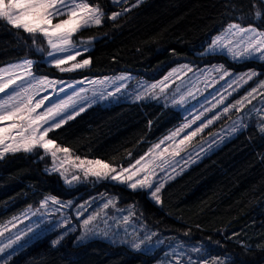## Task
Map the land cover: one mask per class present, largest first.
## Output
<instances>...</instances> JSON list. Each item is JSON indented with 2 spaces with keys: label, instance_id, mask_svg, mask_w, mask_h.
I'll use <instances>...</instances> for the list:
<instances>
[{
  "label": "trees",
  "instance_id": "obj_1",
  "mask_svg": "<svg viewBox=\"0 0 264 264\" xmlns=\"http://www.w3.org/2000/svg\"><path fill=\"white\" fill-rule=\"evenodd\" d=\"M98 3L105 15L101 25L82 29L74 37L92 39L81 53L90 64L66 76L109 74L129 70L158 80L183 61H211L215 55L200 54L214 34L231 22L264 29V10L259 0H136ZM255 5V7H253ZM130 11L111 20L112 12ZM0 20V65L19 58L34 60V70L58 69L37 51L45 44ZM255 64L254 61L249 62ZM264 66V61H261ZM175 104L154 98L117 99L87 107L75 119L49 133L72 154L97 157L114 165H128L154 142L184 120ZM264 128L251 119L215 149L167 180L157 204L144 190L105 181L82 187L86 193L102 186L136 211L158 235H170L200 246L199 257L213 264H264ZM51 157L42 149L19 151L0 157V221L38 204L47 194L70 196L56 171H49ZM133 248L93 237L76 243L74 234L53 246L41 238L16 252L6 264H152L160 249ZM4 264V262L2 263Z\"/></svg>",
  "mask_w": 264,
  "mask_h": 264
},
{
  "label": "rangeland",
  "instance_id": "obj_2",
  "mask_svg": "<svg viewBox=\"0 0 264 264\" xmlns=\"http://www.w3.org/2000/svg\"><path fill=\"white\" fill-rule=\"evenodd\" d=\"M88 2L94 6L98 5L100 7L98 3L91 2L90 0H88ZM64 18L65 17H59V19ZM57 22V19H53L52 21L53 24ZM230 24H238L242 27L251 25L258 31H264V29L256 25H244L236 21L231 22L214 34L205 49L199 51V53L209 57L208 48L211 42L218 37H227L226 30ZM72 41L78 49H89L92 46L91 43H81V41H88L87 39L75 38L73 36ZM223 42L227 44L228 40L224 39ZM40 49H43L44 56L48 59V62L53 64L51 59L47 56L50 49L46 41L43 46H40ZM215 54L218 58H214L211 61L202 63L199 61L179 62L173 65L164 77L158 80L129 70L76 77L71 75L66 76L59 69L55 73L39 72L34 70V60L30 58H19L8 61L0 65V69L20 65L25 60H32L33 64L30 71L36 78L48 77L50 80L62 82L58 83L56 87H63L65 91L59 94L53 93L50 99L54 102L66 99L74 90L79 91L80 88H83L84 92L81 93V95L87 97L90 102L86 104V108L98 102L137 98V96L141 94L145 98H154L161 102L175 104L177 107L181 108L185 117L182 123L152 142L148 150L141 155L145 156L146 161L152 160L154 157H158L159 154L163 152L164 148L169 149V152L164 154L163 159L168 160L170 166L166 167L164 172L156 168L155 175L151 177L154 183L162 182L165 184L167 180L171 179L169 177H174L183 170V168L197 161L206 152L215 149L225 138L232 136L236 132L232 131L234 124L239 129L251 119H255L264 127V119H262V117H264V105L261 103V101H264V96L254 94L256 95V99L252 100L251 104L245 102L242 111L237 112L234 108H230L227 114L221 115L219 119L214 120L213 123L204 128L203 132L192 138L184 150L180 152L179 156L173 157L170 155L175 144L178 143L184 135L193 131L202 123H206L215 114L221 113L223 107L226 105L236 104V101L247 96L248 92L253 88H257L259 93H264V88L259 87L260 83L264 81V66L261 65V61H234L230 56L222 52L212 53V55ZM83 59H89V57L80 58L79 55L76 57L75 61L69 62L65 67H69L72 63L81 62ZM252 61H254L255 64L249 63ZM220 66H223L222 70L213 71L214 68H220ZM15 70L17 74H24L23 68H16ZM224 71H227L230 75L224 76L223 79H221ZM249 71H255L258 75L248 80L247 76L244 74ZM241 76H243V79H240ZM121 77L124 79H120ZM245 81L247 82L245 83ZM70 84L73 85V88L67 87V85ZM152 85H155V88H152ZM25 86H27L26 82ZM117 87L120 88L119 92L115 91ZM51 92L52 89L49 88L47 92H41V95H46ZM109 92L115 94L108 95ZM229 93H231V95H229ZM221 97H226L224 104H220L213 108L212 106L216 104ZM39 98V96L36 97V99ZM45 103L47 104V101ZM206 109H211V111H206ZM40 111H43V109H40ZM197 116H199L200 119L196 120L195 118ZM193 120H195V123H192ZM190 123V128H184V125ZM157 144L160 145L159 149L155 148ZM77 156L87 160H101L116 167L118 171L121 167L127 168L135 162L134 160L128 165H114L101 158L84 157L78 154H72L70 151L67 158L68 162L61 166L59 162L64 160L65 156L63 153H58L56 164V167L60 169L58 173H64L63 175L60 174V176L68 187L75 190L74 193L67 197L57 194H47L38 204L28 206L5 220L0 221V232L3 233V235L0 236V241L7 244L9 242V237H11L14 241L13 248L18 252L28 244L45 237H49L51 242L59 240V243L71 234H74L76 243L86 242L93 237H102L115 243H127L133 248H137V244L140 245L139 248L147 250L157 249L163 246L159 251L161 256L152 264H177V259H179L180 264H213L209 260L200 259V246L198 244L184 242L183 240L176 239L166 234L158 235L154 228L147 224V222L143 220V217L136 211L134 201H122V203H120V197L116 193L108 190L106 186H102L99 190L94 188L93 191L86 193V189L82 187L84 183H87L89 187H97L96 185L98 182L105 181V183L112 188L110 184L117 181H112L110 179L97 180L91 176L85 177L83 172L79 171L75 163H73ZM156 163L160 164L162 160L157 159ZM52 168L53 162L51 158V164L47 170L51 171ZM173 168L175 171H173ZM73 175L77 176L78 179L72 180ZM142 177L143 174H141L140 178ZM68 181H71V183H68ZM144 190L150 195L149 189ZM160 193H158L159 196ZM45 201L47 202L45 203ZM108 201H111V204L105 208L104 205ZM89 217H94V219L86 226L84 220ZM125 217H127V221H125ZM13 225H15V227H13ZM17 234L21 236L19 241L15 240ZM6 251H11V249ZM2 263L3 262H0V264Z\"/></svg>",
  "mask_w": 264,
  "mask_h": 264
},
{
  "label": "snow or ice",
  "instance_id": "obj_3",
  "mask_svg": "<svg viewBox=\"0 0 264 264\" xmlns=\"http://www.w3.org/2000/svg\"><path fill=\"white\" fill-rule=\"evenodd\" d=\"M142 2L143 0H136L132 7H137ZM113 3L123 4L126 3V0H113ZM259 3L264 4V0H259ZM128 11H130V8H124L122 12H112L108 18L116 20L117 17L124 15ZM104 15L105 13L98 5L94 6L88 0H0V20L13 28L28 33L32 37L33 44L37 42V35L42 37L50 49L47 56L61 72L75 71L90 64L89 59H83L81 62L72 63L69 67H65L69 62L75 61L76 57L81 55L82 52L88 50L87 48H76L72 37L82 29L93 25H101ZM255 15L257 17L264 16V10L256 11ZM59 17L65 18L59 19ZM53 19H57L58 22L53 24ZM226 32L227 37H218L211 42L208 48L209 54L222 52L230 56L234 61H264V31H258L251 25L242 27L238 24H230ZM92 39L95 38H91L86 42L81 41V43L90 44ZM224 39L228 40L227 44L223 42ZM37 51L43 52V49H37ZM32 64V60H25L20 65L0 69V157H3L6 153L32 152L39 148L45 154L51 156L53 162L51 171L59 172L60 169L56 167L57 154L63 153L65 156V159L59 162L62 166L68 162L67 158L70 154V149L61 147L55 140L50 139L49 133L61 128L68 121L79 116L86 110V104L90 102L87 97L81 95L84 92L83 88H80L79 91L74 90L66 99L54 102L50 99V96L53 93L59 94L65 91L63 87H56L58 83L62 82L50 80L48 77L36 78L30 71ZM16 68H23L24 74H17ZM222 68L223 66H220V68H214L213 71H220ZM228 75L230 73L224 71L221 79ZM244 75L247 76L248 80H251L258 73L249 71ZM120 79L124 78L121 77ZM240 79H243V76ZM25 82L27 86H25ZM67 87L73 88V85L70 84ZM259 87L264 88V81L260 83ZM49 88L52 89L51 93L41 95V92H47ZM152 88H155V85H152ZM115 91L119 92L120 88L117 87ZM114 94L113 92L108 93V95ZM254 94L264 96V93H259L257 88H253L248 92L247 96L236 101V104L226 105L221 113L215 114L206 123H202L193 131L184 135L175 144L170 155L173 157L179 156L192 138L203 132L204 128L213 123L214 120L219 119L221 115L227 114L230 108H234L237 112L242 111L245 102L251 104L252 100L256 99ZM37 96L40 98L36 99ZM144 98L142 94L137 96V99ZM225 99L226 97H221L212 107L215 108L220 104H224ZM46 101L47 104L45 103ZM261 103L264 105V101H261ZM40 109H43V111H40ZM206 111H211V109H206ZM195 119L198 120L200 117L197 116ZM192 123H195V120ZM190 127L191 123L184 125V128ZM237 130L238 128L234 124L232 131L235 132ZM261 130L264 131V128ZM155 148L159 149L160 145H155ZM168 152L169 149L164 148L158 157L147 161L145 156H141L135 160L134 164L127 168L121 167L119 171L116 167L101 160L81 159L79 156L75 157L73 163H75L79 171L83 172L85 177L91 176L97 180L110 179L125 184L133 190L149 189L151 198H153L155 203L159 204L161 199L158 193L161 192L164 183H154L151 177L155 175L156 168L164 172L165 168L170 166V162L163 159L164 154ZM157 159L162 160V163L157 164ZM173 171H175L174 168ZM60 174L63 175L64 173L61 172ZM141 174H143L142 178H140ZM77 179L78 177L73 175L72 180ZM68 183H71V181H68ZM109 204H111V201L105 203L104 207L107 208ZM92 219L94 217L85 219L84 224L87 226ZM124 219L127 221V217ZM2 235L3 233L0 232V236ZM20 239L21 236L17 234L15 240L19 241ZM13 243L14 241L11 237H9L7 244L0 241V262L6 264L11 256L15 254L16 249L13 248ZM52 243L55 246L59 243V240H55ZM136 247L139 248L140 245L137 244ZM8 249H11V251H6ZM177 264H180L179 259H177Z\"/></svg>",
  "mask_w": 264,
  "mask_h": 264
}]
</instances>
